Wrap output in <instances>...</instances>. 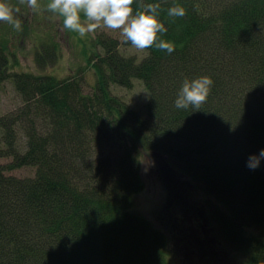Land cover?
<instances>
[{"label":"trees","instance_id":"obj_1","mask_svg":"<svg viewBox=\"0 0 264 264\" xmlns=\"http://www.w3.org/2000/svg\"><path fill=\"white\" fill-rule=\"evenodd\" d=\"M146 2L185 8L183 18L160 17L175 51L139 58L101 34L90 93L80 76L11 71L0 53V82L11 79L25 101L0 117V157L11 158L0 163V264H170L169 236L128 210L144 188L142 147L177 162L212 198L227 242L247 264H264V160L247 166L264 149V0ZM41 51L37 63L56 62V51ZM201 76L214 81L207 102L177 109L184 79ZM135 79L149 92L144 110L111 90ZM24 166L36 175L6 174ZM165 181L169 201L182 195Z\"/></svg>","mask_w":264,"mask_h":264},{"label":"rangeland","instance_id":"obj_2","mask_svg":"<svg viewBox=\"0 0 264 264\" xmlns=\"http://www.w3.org/2000/svg\"><path fill=\"white\" fill-rule=\"evenodd\" d=\"M7 2L20 8V12L15 15L22 23V30H15L12 25L0 22V53L4 52L9 58L11 71L52 74L58 78L80 76L84 81V91L90 93L97 81L90 58L92 55L103 54L101 46L97 43L99 35L107 34L118 39L121 52L127 55L136 54L141 58L146 53L124 44L119 32L99 28L95 33L81 38L77 33L65 30L62 18L46 10L50 0H38L41 8L35 13L26 5L20 4L19 0ZM44 46L58 53L56 62L37 63L40 49L43 51ZM111 90L140 110L145 109L149 100L147 88L138 79H135L130 88L112 85ZM24 104V99L11 79L0 82V117L17 111ZM2 134L0 127V148H5L4 142L1 141ZM17 144L21 152L26 150L27 138L22 131H18ZM10 161L9 157H0L2 164ZM140 167L144 188L134 194L128 210L148 220L169 236L170 264H247L221 234L212 209L207 205V201L210 202L212 198L184 174L177 162L142 147ZM36 170V166H24L8 170L6 174L28 178L34 177ZM167 179L173 180L172 182L180 188L185 187L182 189V195L170 201L169 188L165 181ZM193 219L199 222L202 233L193 226V222L196 224ZM200 238L204 240L200 241Z\"/></svg>","mask_w":264,"mask_h":264},{"label":"clouds","instance_id":"obj_3","mask_svg":"<svg viewBox=\"0 0 264 264\" xmlns=\"http://www.w3.org/2000/svg\"><path fill=\"white\" fill-rule=\"evenodd\" d=\"M19 2L34 13L41 8L38 0ZM46 10L61 17L63 28L77 33L81 38L104 28L119 32L123 42L130 43L140 52L154 47L169 55L175 51V44L163 38L168 29L160 18L161 14L166 12L173 19L186 15L185 8L180 5L173 4L162 9L159 3L146 0H50ZM19 12V7H13L7 0H0V22L12 25L15 30H22L21 20L15 15ZM213 84L214 81L208 76L185 78L175 99V107L200 111L207 102ZM261 160H264V149L259 155L250 156L247 166L256 169Z\"/></svg>","mask_w":264,"mask_h":264},{"label":"flooded vegetation","instance_id":"obj_4","mask_svg":"<svg viewBox=\"0 0 264 264\" xmlns=\"http://www.w3.org/2000/svg\"><path fill=\"white\" fill-rule=\"evenodd\" d=\"M200 217H199V215H198V219H199ZM193 221H196V224L193 222V226L194 227H196L197 229H198V231L199 232H203V229H202V227H200V226H198V221L197 220H195V219H193ZM204 240V238H200V241H203ZM217 262V261H216ZM212 264H214V263H212ZM217 264H222V263H220V262H217Z\"/></svg>","mask_w":264,"mask_h":264}]
</instances>
